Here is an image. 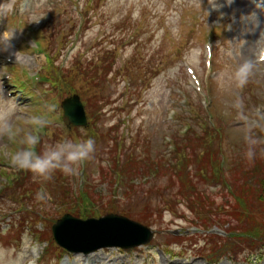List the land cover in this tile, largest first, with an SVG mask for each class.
Masks as SVG:
<instances>
[{"label": "rangeland", "instance_id": "obj_1", "mask_svg": "<svg viewBox=\"0 0 264 264\" xmlns=\"http://www.w3.org/2000/svg\"><path fill=\"white\" fill-rule=\"evenodd\" d=\"M218 2L222 7L213 10L209 0H0V47L10 44L7 51H0V69L4 68L0 91L5 93L3 83L8 74L14 75L12 67L24 69L29 77L44 73L51 80L55 75L56 83L59 76L64 79L56 88L48 86V97L55 99L49 107L52 110L46 109L42 133L38 132L42 135L38 151L44 143L62 139L91 137L96 141L95 154L81 166L78 176L56 172L52 179L43 181L11 164L17 148L13 140L0 134V253H6L0 254V264H209L192 257L191 248L218 264H264V242L254 244L257 250L253 251L247 240L255 239L247 236L244 240L239 235L252 224H261L264 231V195L259 196L264 194L259 192L264 189L263 182L256 183V195L251 194L258 199L256 204L251 201L253 219L241 228L235 213H217L212 207L213 212L206 209L208 213L203 214L199 199L195 205L199 207L188 208L181 191L183 183L175 177L181 165L171 153L172 144L180 145L192 158L188 179L205 193L203 201L210 199L221 205L233 200L224 183L231 189H247L239 173H244L248 164L251 168L264 162V144L258 146L253 162L244 157V117L264 123V63L260 62L264 0ZM80 14L85 17L81 28ZM37 42L42 51L49 52V63L44 53L33 52L39 49ZM208 45L213 48L210 68L206 66ZM191 49L200 50L198 61L187 58ZM79 57L81 60L76 59ZM244 61H250L254 71L249 83L239 89L231 74ZM188 67L195 70L199 86L188 74ZM98 77L105 83H94ZM28 87L30 93L34 88L42 90L35 84ZM65 87L70 90L62 91ZM58 91L64 97L58 96ZM73 93L88 107L93 118L91 130L81 128L65 134L61 102ZM32 96L37 104L45 101ZM237 97L243 101L242 115L233 107ZM98 111L104 115L98 116ZM33 114H40V110ZM31 117L30 108L23 103L13 127L22 128L18 122ZM179 118L188 121L184 124ZM206 121L219 130L214 136L217 140L211 143L221 145L217 158L224 175L219 187L217 180L199 174V169L207 166L202 152L208 138L202 144L200 139L183 136L190 124L203 133ZM114 125L122 127L121 139L112 130L101 134ZM257 135L264 137V132L257 130ZM132 164L160 169L156 176L136 179L128 194L124 176L115 182L113 172L127 171ZM76 185L84 186L78 197L68 191H74ZM42 189L48 197L37 200L36 193ZM85 189L92 191L96 202H83ZM66 213L94 218L110 213L126 216L148 227L153 239L131 250L99 249L89 258L83 253H70L68 258L53 241L50 228ZM225 230L231 234H224ZM191 243L196 245L191 247ZM229 248L228 254L236 253L247 261L231 262L224 253L217 258Z\"/></svg>", "mask_w": 264, "mask_h": 264}, {"label": "clouds", "instance_id": "obj_2", "mask_svg": "<svg viewBox=\"0 0 264 264\" xmlns=\"http://www.w3.org/2000/svg\"><path fill=\"white\" fill-rule=\"evenodd\" d=\"M228 3L231 4L232 0H228ZM209 6L213 10L222 7L218 0H209ZM208 14L210 13L208 12ZM175 33L176 30H174ZM9 48L10 44L8 43L6 46L0 47V51H7ZM186 56L191 61H198L200 50L191 49ZM3 69H0V73L3 72ZM253 71L254 66L250 61H244L235 67L231 74L235 86L243 89L249 83ZM233 107L237 109L238 114L242 115L243 101L240 97L236 98ZM51 110L52 108H49V111ZM17 113L18 105L15 99L0 91V134L15 141L16 136L22 133L19 141L21 146L12 155L11 164L16 168L30 172L35 179L48 181L56 172L67 177L78 176L81 166L95 154L96 141L91 137L44 143L41 150L37 151V146L41 145V136L38 134V130L45 125V119L40 115H33L26 121L28 127L15 128L13 123L17 118ZM244 119L246 121L244 157L247 161L253 162L257 156L258 146L264 144V137L257 135V130L264 132V123L250 121L246 116ZM261 150L264 151V149ZM47 197L48 194L43 189L36 193L37 200H45ZM0 254L6 255V253Z\"/></svg>", "mask_w": 264, "mask_h": 264}, {"label": "trees", "instance_id": "obj_3", "mask_svg": "<svg viewBox=\"0 0 264 264\" xmlns=\"http://www.w3.org/2000/svg\"><path fill=\"white\" fill-rule=\"evenodd\" d=\"M58 82L60 81V78L58 80ZM67 91L70 90L69 88L65 87V89H63V91ZM214 130L211 128H208L205 132L203 133H199L198 131L192 129L189 134H187L186 137H189L190 140L192 139H200L203 143H207V141L205 139L208 138L209 140V144L204 148L202 154L204 155V157H206V161H207V166L206 167H201L199 169V174L203 177H209L213 180H217L218 184L221 185V178L224 174H222V165H221V159H218V157H220L221 155V145H219L218 147H215L213 145H211V143L215 140H217L216 138H214V136L218 135V133H213ZM109 133V132H108ZM101 134H107L104 132H101ZM222 135V132H221ZM194 136V137H193ZM193 137V138H191ZM205 138V139H204ZM118 144V141H117ZM182 149L180 147V145L177 144L176 146V151H175V159L177 161L178 166L181 165L180 171L178 172V174L175 176L177 178H180V180L183 183V186L181 188V191L185 194L186 199L185 203L187 204L188 208H197L199 206H195L196 200L199 199L200 201L203 202V197L205 196L204 192H201V189L199 188L198 185L195 184V182H193L192 184H190L191 181L193 180H189V173L187 172L188 170V161L192 160V158H190L189 156L187 157V155L185 153H181ZM119 159V157H118ZM205 161V162H206ZM139 164V163H138ZM261 168V170H260ZM160 168L157 165H154L153 167L149 168V169H145V168H137V166L135 164L129 165L127 166V171L126 169H120L118 171H116V175L113 172V175L116 177H114V180L116 182L117 179L123 178V185L124 184H128V194H131V191L134 190L133 182L138 179V178H147L148 176L151 175H155L157 174V171ZM154 170H156V172H154ZM264 162H259V163H254L251 168H250V164L247 165V168L245 169L244 173H239L238 177L240 180H243L245 182V185L247 183V189L245 190H238V188H236L233 186L232 189L229 187V185L227 183H224L223 186L227 185L228 189L231 191V197L233 198V200L229 201L227 203V205L225 207H216V212L217 213H221V210H223L222 213H224L225 215H235L234 216H238V220H239V226L242 228L245 226V224L249 223V221L251 222V216L253 215V208L251 207V201L256 204L258 199H254L251 197L252 195H256V191L257 189H254V186L256 183L261 184V182L264 183ZM136 174V175H135ZM103 175V173H102ZM140 175H142L141 177H139ZM113 180V181H114ZM215 182V181H214ZM122 185V183H121ZM126 187V185H125ZM71 190V188H69ZM68 190L69 192H72ZM264 189L261 188L259 190V192H263ZM177 195V193L175 194ZM264 194H259V196H263ZM203 196V197H201ZM197 197V198H196ZM82 198H83V202L87 203V202H91V200L93 202H96V198L93 197L92 195V191L89 192V189H85L82 193ZM176 199H173V201H175ZM228 200V199H227ZM213 203L212 200L210 199H205V203L208 204V202ZM95 204V203H94ZM260 204V203H259ZM177 205V204H176ZM211 206L210 204L208 205H203L202 210L207 211V210H211ZM207 209V210H206ZM208 218V215H207ZM220 220L215 221L214 224H217ZM230 221H228V226L229 228H231V225L229 223ZM204 223V222H203ZM263 227L261 226V224H252L251 226H249V228L244 231L243 228V232H241L239 235L244 236L243 239L247 240V236L252 237L255 240H247L251 243H248V247H251L254 250L255 249V245L258 242H264V231L262 229ZM262 229V230H261ZM249 231V233H248ZM227 232V231H226ZM231 233V232H228ZM247 238V239H245ZM235 243H239V242H235ZM240 244V243H239ZM238 244V245H239ZM236 245V244H235ZM241 245V244H240Z\"/></svg>", "mask_w": 264, "mask_h": 264}, {"label": "water", "instance_id": "obj_4", "mask_svg": "<svg viewBox=\"0 0 264 264\" xmlns=\"http://www.w3.org/2000/svg\"><path fill=\"white\" fill-rule=\"evenodd\" d=\"M63 105L71 124H87L84 107L77 96L67 99ZM53 234L60 246L86 254L105 247L134 248L149 243L153 237L147 227L117 215L87 221L66 215L54 225Z\"/></svg>", "mask_w": 264, "mask_h": 264}, {"label": "bare ground", "instance_id": "obj_5", "mask_svg": "<svg viewBox=\"0 0 264 264\" xmlns=\"http://www.w3.org/2000/svg\"><path fill=\"white\" fill-rule=\"evenodd\" d=\"M258 41V40H257ZM190 246L192 247V244H190ZM188 248H190V247H188ZM192 249V253H191V256L192 257H195V258H204V255H202L199 251H198V249L197 248H191ZM88 256V258H89V256H91V254H89V255H87ZM70 257V256H69ZM92 259V258H91ZM231 258H228V260H230ZM89 260V259H88ZM244 262V261H247V260H245L244 258H241V257H239V258H235L234 257V259H233V262ZM172 263V262H171ZM192 263V262H191ZM208 263L209 264H218L217 263V261H208ZM176 264H179V263H176ZM190 264V263H189ZM193 264H197V263H193Z\"/></svg>", "mask_w": 264, "mask_h": 264}]
</instances>
